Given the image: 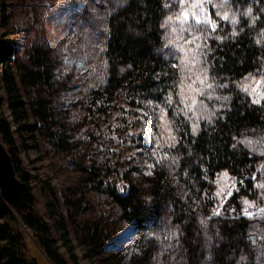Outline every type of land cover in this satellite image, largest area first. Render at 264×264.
<instances>
[{
	"label": "trees",
	"instance_id": "obj_1",
	"mask_svg": "<svg viewBox=\"0 0 264 264\" xmlns=\"http://www.w3.org/2000/svg\"><path fill=\"white\" fill-rule=\"evenodd\" d=\"M231 7L237 23L221 21L212 11L220 28L211 34L206 41L207 48L203 49L204 67L209 70L207 84H212L217 97L229 99L215 97L216 105L208 108L204 118L196 122L199 124L196 135L192 134L194 122L188 119L183 104L179 103L182 72L172 67L177 63V43L169 44V41L176 34L173 28L179 25L178 0H124L105 18L100 51L103 77L89 92L91 106L97 111H104L113 103L131 110H147L152 105L162 107L177 142L174 147L164 148L159 163H152L151 174L140 177V186L129 185L119 190L116 185H107L104 191L119 208L121 219L133 226L142 242L145 241L143 231H160L162 223L169 226L172 230V236L168 237L169 264H254L250 221L238 214L219 216L209 211L214 180L218 173L225 171L239 183L227 201L229 207L234 206L239 212L238 199L253 189L251 175L261 161L251 151L252 146L243 141L252 140L256 144L264 138V100L253 104L237 87L250 73L259 78L264 75L261 33L264 32V0H232ZM249 8L251 14L242 15ZM0 15L5 26L6 10L0 9ZM233 31L236 36H232ZM216 36L227 39L217 41ZM18 48L12 39L4 36L0 40L1 77L7 94L6 99L0 97V111L6 104L15 125L12 129L11 121L0 113V139L4 144L13 145L8 152L22 183L16 205L9 208L0 199V220L9 218L12 210L34 231L48 258L54 264H65L53 249L48 227L30 211L33 198L26 185L27 177L21 172L20 160L14 156L15 135L23 138L25 134L31 137L38 134L50 138L57 147H65L63 139L52 133L50 118L53 116L48 108L51 100L47 94L55 81L46 51L30 45L25 48L26 62L18 63ZM13 65L18 81L12 73ZM221 84L227 87H219ZM169 96L171 104L167 102ZM29 115L33 118L31 123ZM99 184L95 190L103 189ZM198 217L204 219L202 227L196 222ZM7 226L0 223V235L14 243ZM201 230L207 235L203 245ZM96 239L88 236L93 246ZM140 254H133L130 264H149L148 251ZM9 262L24 264L15 258Z\"/></svg>",
	"mask_w": 264,
	"mask_h": 264
},
{
	"label": "rangeland",
	"instance_id": "obj_2",
	"mask_svg": "<svg viewBox=\"0 0 264 264\" xmlns=\"http://www.w3.org/2000/svg\"><path fill=\"white\" fill-rule=\"evenodd\" d=\"M123 1L0 0V9H5L7 15L5 26L0 15V40L5 36L15 41L19 47L18 63L26 62V47L38 45L47 52V64L55 81L47 94L51 100L48 108L53 116L50 118L52 133L63 139L65 147H57L50 138L38 134L32 137L25 134L23 138L15 135L14 156L20 160L21 172L27 177L26 185L33 198L30 211L48 227L53 249L65 264H130L133 254L141 255L142 251H148L149 264H169L170 260L168 237L172 236V230L169 226L162 223L160 231H143L145 241L142 242L133 226L121 219L119 208L104 191L107 185H116L119 190L129 185L140 186V177L149 176L152 170L148 165L160 161L164 148L169 145L168 134L161 127L162 107L152 105L147 110H131L113 103L104 111H97L90 103L89 92L103 77L100 51L105 18ZM219 2L221 0H208L206 11L212 14L216 11L213 5ZM261 33L264 40V32ZM183 35L187 38V33ZM171 41L177 43V48L189 47L178 39V33ZM181 55L176 52V64ZM11 69L18 81L17 69L14 65ZM190 75L182 72L180 79L188 96L195 95L187 87ZM246 83L249 90L256 86L253 79ZM195 87H204L213 99L197 95V100L203 101V108L198 104L195 114L184 107L192 123L197 122L200 115L204 117L206 110L217 103L211 88L199 84ZM5 90L0 68V97L3 99L7 97ZM0 113L11 121L6 104ZM30 115L29 123L33 121ZM165 118L168 120L166 114ZM11 128L15 129L12 121ZM4 146L8 150L13 145ZM251 146V151L256 152L261 161L251 175L253 189L238 199L239 212L227 203L232 196L227 195L228 191L233 194L239 183L229 173L224 176L225 171L218 173L214 180L209 211L213 215V210L219 208V216L238 214L247 218L254 264H264V214L259 212L264 208V189L255 186L264 183V168L261 167L264 165V155H261L264 138L256 144L252 141ZM93 175L98 177L93 180ZM97 182L103 189H94ZM218 189H223L222 196L216 195ZM244 200L252 205L248 207L253 214L251 218L243 214L247 207ZM10 212L11 216L0 223L8 225L14 243L0 235V264H9L12 258L24 264H54L44 253L34 231L16 213ZM196 222L201 227L204 225L202 218L198 217ZM200 235L203 245L207 235L204 230ZM88 236L97 238L95 246L88 242Z\"/></svg>",
	"mask_w": 264,
	"mask_h": 264
},
{
	"label": "snow or ice",
	"instance_id": "obj_3",
	"mask_svg": "<svg viewBox=\"0 0 264 264\" xmlns=\"http://www.w3.org/2000/svg\"><path fill=\"white\" fill-rule=\"evenodd\" d=\"M180 5V12L176 16V19L179 21V26L173 28V32L178 33V39L183 40L184 44L189 45L188 48L179 47L176 50L181 52L182 55L179 57V64H173L172 67L178 68L181 72L191 73L192 75L188 76L187 79L190 81L188 88L191 89L195 95L188 96L184 93V82L181 80V92L179 103L183 104L188 111L196 113L197 105L199 104L203 108V101L197 100L196 96H207L209 100L213 99L211 93H206L204 87H195L197 84L203 86L206 85L207 88H212V84H206L209 79V70L207 67H204L206 61L204 60L205 52L203 49L207 48V39L211 37L212 33L217 32L220 28L217 20L213 19V16L210 12L206 11L208 7V0H178ZM232 0H221V2L214 4L213 7L216 9L215 16L220 20L225 22H230L235 25L237 23L236 15L232 11L231 7ZM168 7V5H165ZM231 13V15H230ZM251 9H248L247 13H242V15H250ZM169 19H172L171 17ZM255 19V17L253 18ZM187 33V38L183 35ZM235 31L232 32V36H236ZM217 41H222L227 39V37L216 36ZM169 44H173V41H169ZM249 79L255 80V87H252L249 90V85L246 83ZM264 75L260 79H255L254 76L250 73L248 76H245L243 80L237 84V87L240 91L246 93L252 97L253 104H260L264 100ZM219 87H227V85L221 84ZM220 100H228L227 96L216 97ZM169 104L172 103V97H168ZM187 116V113H185ZM200 119H203V115L199 116ZM160 119L162 121L161 127L168 134V142L170 147H174L177 142V138L173 135V129L169 121L165 118V113L163 108L161 109ZM199 124L194 122L192 124V134L196 135ZM246 145H251L252 141H245ZM264 155V152L261 153ZM159 163V161H157ZM172 163H175V158H173ZM149 168L153 165H148ZM264 168V165L261 166ZM151 174V173H149ZM224 176H227L228 173H223ZM234 179V178H233ZM253 180L256 179L255 176L252 177ZM243 183V181H241ZM258 188L264 189V183H258L255 185ZM232 188H235V184L232 185ZM223 189H218L216 195L222 196ZM228 196L232 195V191H228ZM244 204L247 206L243 209V214L249 218L252 217V213L248 211V207L252 205L248 200H244ZM222 207V205L220 206ZM261 214H264V208L259 209ZM219 208L213 210V215H219Z\"/></svg>",
	"mask_w": 264,
	"mask_h": 264
},
{
	"label": "water",
	"instance_id": "obj_4",
	"mask_svg": "<svg viewBox=\"0 0 264 264\" xmlns=\"http://www.w3.org/2000/svg\"><path fill=\"white\" fill-rule=\"evenodd\" d=\"M21 181L17 178L12 158L0 143V199L10 208L16 205L21 197Z\"/></svg>",
	"mask_w": 264,
	"mask_h": 264
}]
</instances>
